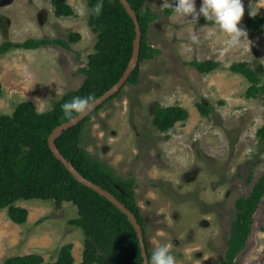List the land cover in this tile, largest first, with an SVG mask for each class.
<instances>
[{
	"label": "rangeland",
	"instance_id": "1",
	"mask_svg": "<svg viewBox=\"0 0 264 264\" xmlns=\"http://www.w3.org/2000/svg\"><path fill=\"white\" fill-rule=\"evenodd\" d=\"M67 2L74 14L57 17L50 0H0V44L66 40L70 32L80 33L70 48L48 44L0 53V115L11 114L23 100L39 112L48 111L82 84L85 75L79 69L95 51L96 34L87 24L85 0ZM164 3L144 0L140 9L155 15L148 22L146 42L158 52L140 63L136 83L126 80L119 94L106 99L85 122L78 145L122 179H133L134 200L151 243L149 263L152 252L166 244L176 264H223L235 202L264 173V139L257 135L264 124V91L248 97L250 83L229 69L233 63L251 65L261 72L259 85L264 86V29L255 34L246 28L248 17L264 19V0H242L238 27L247 35L235 44L203 15L197 21L174 12L166 16L169 5ZM201 5L196 0L197 11ZM193 35L198 36L195 43ZM207 59L218 61L219 67L200 73L190 64ZM199 102L212 108L208 116L199 113ZM156 105L181 106L188 118L161 132L152 123ZM16 204L28 215L18 224L5 209L0 211V264L8 256L27 253L52 261L66 243L73 245L75 262L81 261L85 234L71 222L80 217L75 204L64 201L59 209L51 200ZM252 216L251 231L232 264H264V195Z\"/></svg>",
	"mask_w": 264,
	"mask_h": 264
},
{
	"label": "trees",
	"instance_id": "2",
	"mask_svg": "<svg viewBox=\"0 0 264 264\" xmlns=\"http://www.w3.org/2000/svg\"><path fill=\"white\" fill-rule=\"evenodd\" d=\"M53 13L57 17L70 16L74 10L67 0H50ZM136 13L141 29L138 63L130 73L126 83H136L139 65L158 52L147 44L146 30L148 22L155 15L148 9L141 13L144 0H127ZM89 7L87 24L96 34L95 51L90 53L86 67L79 69L85 78L78 89L68 91L55 103L52 109L39 112L31 101L23 100L16 104L11 114L0 115V211L13 222L22 224L28 211L16 204L17 201L40 199L53 201L59 209L64 201L76 205L79 216L71 220L84 230L85 240L82 259L75 262L72 243L62 245L52 261L44 262L40 253L17 254L4 258L2 264H143L139 240L129 218L106 197L78 182L55 158L48 146V136L59 124L70 120L64 116L62 104L75 96L92 95L94 100L111 88L122 76L132 53L135 37V25L119 0H85ZM102 2L100 14L94 12L97 3ZM171 4H174L171 3ZM173 12L170 6L164 9L166 16ZM204 21V19H200ZM246 28L255 34L264 29V19L253 15L246 19ZM80 39L79 32H70L66 40L27 38L21 42L3 41L0 53L11 48L35 49L48 44H58L70 48L69 43ZM190 64L200 73H209L220 65L215 60H193ZM260 67V65H259ZM230 71L239 73L250 83L246 90L248 97H254L264 91L259 85L261 72L246 63H233ZM0 84V95H1ZM119 91L106 101L114 98ZM106 101L96 106L87 116L75 125L64 129L54 140L60 153L81 175L112 193L137 218L142 227L144 222L139 207L134 200L133 179H122L112 168L92 157L79 147L80 136L85 122ZM197 109L203 116H208L212 108L203 102L197 103ZM79 113H74L75 117ZM72 117V118H73ZM188 118L187 109L178 106L153 109L152 123L161 132L167 133L175 123ZM257 135L264 139V124L257 130ZM264 195V173L252 186L246 197L236 200L235 221L226 243L223 264L232 261L243 248L251 231L252 215ZM147 254L148 247L146 248ZM149 256V254H148Z\"/></svg>",
	"mask_w": 264,
	"mask_h": 264
},
{
	"label": "clouds",
	"instance_id": "3",
	"mask_svg": "<svg viewBox=\"0 0 264 264\" xmlns=\"http://www.w3.org/2000/svg\"><path fill=\"white\" fill-rule=\"evenodd\" d=\"M165 3L171 7L175 15L180 19H187L191 16V20L197 21L199 16L203 15L208 21H213L224 33L228 34L233 44L237 43L241 37L247 35L243 28L238 27L244 15L242 0H202L199 11L196 9V0H174V4H169L165 0ZM102 8L103 4L99 2L94 8V12L98 15ZM249 14L253 15L251 6ZM192 41L194 43L197 42L198 36L193 35ZM93 105L94 97L92 95L85 97L75 96L62 104V111L64 116L71 119L74 113H79L80 116L84 115L91 110ZM150 264H176V257L170 252L166 244H161L160 247L152 252Z\"/></svg>",
	"mask_w": 264,
	"mask_h": 264
},
{
	"label": "water",
	"instance_id": "4",
	"mask_svg": "<svg viewBox=\"0 0 264 264\" xmlns=\"http://www.w3.org/2000/svg\"><path fill=\"white\" fill-rule=\"evenodd\" d=\"M128 15L131 17V19L134 22L135 25V37L133 39L132 44V53L131 57L129 59L128 65L126 69L124 70L122 76L119 78V80L107 91H105L102 95H100L98 98L94 100V105L91 108V110L87 111L84 115L80 116V114H77L75 117L71 118L70 120L63 122L56 126L52 132L49 134L47 142L48 146L55 156L56 159H58L64 167L69 171V173L80 183L86 185L87 187L93 189L100 195L106 197L110 202H112L121 212L126 214V216L129 218L132 226L134 227V230L136 232V236L139 240V246L141 249V255L143 258V264H150L149 263V256L147 254L146 248L151 245L150 241L148 239H144L142 227L140 223L138 222L135 215L123 204L121 203L112 193L105 190L104 188L100 187L99 185L93 183L92 181L85 178L83 175L79 173V171L70 163L68 162L65 157L60 153L59 149L57 148L54 140L56 137H58L64 129H67L76 123H78L80 120L85 118L90 111H92L96 106L101 104L103 101L111 97L114 93L117 92V90L121 87V85L128 79L130 73L133 71L134 67L137 65L138 57H139V51H140V41H141V29L137 20V16L131 5L127 0H119ZM79 116L78 118H76Z\"/></svg>",
	"mask_w": 264,
	"mask_h": 264
}]
</instances>
